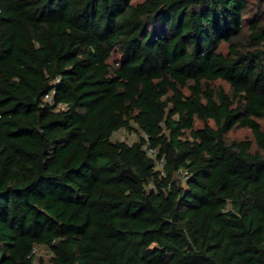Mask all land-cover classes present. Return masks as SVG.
I'll list each match as a JSON object with an SVG mask.
<instances>
[{
    "label": "trees",
    "instance_id": "trees-1",
    "mask_svg": "<svg viewBox=\"0 0 264 264\" xmlns=\"http://www.w3.org/2000/svg\"><path fill=\"white\" fill-rule=\"evenodd\" d=\"M263 119L264 0H0V264H264Z\"/></svg>",
    "mask_w": 264,
    "mask_h": 264
},
{
    "label": "rangeland",
    "instance_id": "rangeland-1",
    "mask_svg": "<svg viewBox=\"0 0 264 264\" xmlns=\"http://www.w3.org/2000/svg\"><path fill=\"white\" fill-rule=\"evenodd\" d=\"M217 83H222L223 85H225L226 88H229L228 84L225 83V82H222V81H218ZM263 123H264V119H263ZM119 135H123L124 136V133L122 132H119L117 133ZM228 137L230 139L232 138H244V137H250L252 138V132L248 129V128H245V127H238L236 129H234L232 132H230L228 134ZM47 250L44 249V248H41L38 252H37V255L39 256H43L44 258H47L46 255H47Z\"/></svg>",
    "mask_w": 264,
    "mask_h": 264
},
{
    "label": "built area",
    "instance_id": "built-area-1",
    "mask_svg": "<svg viewBox=\"0 0 264 264\" xmlns=\"http://www.w3.org/2000/svg\"><path fill=\"white\" fill-rule=\"evenodd\" d=\"M47 98H48L49 100L53 101V100H52V96H51V94H48V95H47ZM35 250H36V249H35ZM35 250H34V251H35Z\"/></svg>",
    "mask_w": 264,
    "mask_h": 264
}]
</instances>
